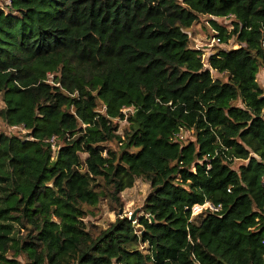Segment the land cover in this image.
I'll return each instance as SVG.
<instances>
[{"label":"trees","instance_id":"obj_1","mask_svg":"<svg viewBox=\"0 0 264 264\" xmlns=\"http://www.w3.org/2000/svg\"><path fill=\"white\" fill-rule=\"evenodd\" d=\"M6 6L0 118L25 131L0 134V264H264V0ZM201 15L234 17L210 19L237 45L209 67L187 32ZM101 199L117 216L94 228Z\"/></svg>","mask_w":264,"mask_h":264},{"label":"rangeland","instance_id":"obj_2","mask_svg":"<svg viewBox=\"0 0 264 264\" xmlns=\"http://www.w3.org/2000/svg\"><path fill=\"white\" fill-rule=\"evenodd\" d=\"M10 3V0H0V7L7 8V4ZM213 17L209 15H201L200 21L195 23L191 28L187 29V32L191 35V44L196 49H200L204 62L206 63V67H209L208 58L211 53L216 52L220 49H230L237 45L235 42V38L232 37L228 41H224L221 39L220 41L214 40L218 37V31L214 29L210 19ZM221 25L225 26L228 30L232 29V21L234 19L233 16L228 17H220L213 18ZM214 77L221 76L222 78H226L225 75L219 74L217 71L213 70ZM51 78V77H50ZM259 83L264 86V69H261L258 76ZM2 106V101L0 100V107ZM125 121L121 120V125L124 124ZM15 127H8V125L0 118V134L2 132L7 134H13V132H18L17 134H22L23 129H15ZM17 130H21L20 132ZM186 136H191L190 133L184 134ZM85 156V154H83ZM241 161H237L234 163L233 167L237 168ZM150 191V185L143 179L139 178L136 180L135 184L131 188H127L122 193V199L124 202V207L120 211V215H127L128 217H132L135 215V218L138 216L145 214L143 211L145 199ZM198 213V212H196ZM201 213V212H200ZM117 213L115 210L111 208V204L109 200L101 199L97 208H95V213L90 214L85 218V223L89 226H93L94 228L106 227L108 224L115 220ZM198 217V214L195 215V218ZM198 221V220H197ZM146 247V246H145Z\"/></svg>","mask_w":264,"mask_h":264},{"label":"built area","instance_id":"obj_3","mask_svg":"<svg viewBox=\"0 0 264 264\" xmlns=\"http://www.w3.org/2000/svg\"><path fill=\"white\" fill-rule=\"evenodd\" d=\"M214 40H217V41H220V38L219 37H216ZM13 127H15V128H18V126H13ZM207 208H209V209H219V207L218 206H215L213 203H211V202H206V203H204V204H195L193 207H192V214H193V216L195 217V215H197L198 213H200V212H202L203 210H205V209H207ZM196 212H198V213H196Z\"/></svg>","mask_w":264,"mask_h":264},{"label":"water","instance_id":"obj_4","mask_svg":"<svg viewBox=\"0 0 264 264\" xmlns=\"http://www.w3.org/2000/svg\"><path fill=\"white\" fill-rule=\"evenodd\" d=\"M134 218H135V215H134V216H132V217H130V219H131V220H134ZM152 219H153V217H152Z\"/></svg>","mask_w":264,"mask_h":264}]
</instances>
